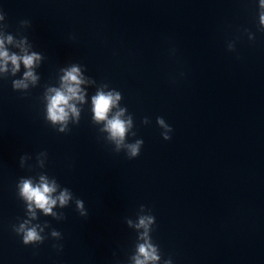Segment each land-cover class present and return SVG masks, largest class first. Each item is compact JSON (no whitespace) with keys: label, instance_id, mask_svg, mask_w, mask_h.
Listing matches in <instances>:
<instances>
[{"label":"clouds","instance_id":"1","mask_svg":"<svg viewBox=\"0 0 264 264\" xmlns=\"http://www.w3.org/2000/svg\"><path fill=\"white\" fill-rule=\"evenodd\" d=\"M260 7L264 9V0H260ZM5 16L0 13V20H4ZM27 21H22V24H27ZM260 24L264 25V12L260 13ZM264 30V28H260ZM249 39H254V36H250ZM12 37H8V41L11 42ZM3 40H0V60L4 63L0 65V71H7L6 65L10 61L13 65L12 72L15 74L19 70L20 62H22L28 71L24 73L23 80H16L13 82V88H27L25 80L31 79L35 81L36 77L33 75L31 68L35 61L40 59L39 54H24L22 56H17L15 54L9 55V53L3 50ZM229 50H233V47H230ZM79 69L77 67H72L64 75V89L65 91L54 90L55 95L49 98V119L53 122L64 121L68 112L65 110L69 109L73 114L76 113L75 107L69 103L73 99L83 100V97L78 95L79 84L81 81L78 79ZM121 98L119 92H109L105 94L104 92H98L92 98L93 110L95 113V118L97 121H106L107 130L110 132L111 137L117 140V143H120L126 131L132 126V117L130 116L127 121L122 120L120 117L125 111L121 109L115 116H112L109 119V112L113 107L117 105V101ZM149 121L147 118L144 119L143 123L147 124ZM156 123L160 128L166 129L162 132V136L165 140H169L171 137L168 135L172 131L171 127L165 123L164 118L157 117ZM64 129L62 128L61 131ZM143 143L142 140H137L135 144L129 145L131 156L135 157L139 153L140 145ZM56 191V185L53 183L50 185L45 181L44 177H41V183L39 185L33 186L30 180H24L21 184V194L25 197L27 201L30 202L29 210L31 211L32 204L35 207L42 209L46 214L51 212L52 206H54L57 201H59L61 206H65L70 197V193L67 190H64L60 193L55 199L52 198V193ZM77 206L79 208L83 207L82 201H77ZM154 217H141L138 227L148 228V225L153 222ZM147 221V222H146ZM19 232L23 233L22 242L24 245L40 244L44 241L42 237L36 230V228H26L24 224L20 225ZM53 236H58L59 233L55 230L52 232ZM144 236L147 237V232L144 233ZM138 257L135 260V264H156L160 260V255H158V248L153 246L150 240H146L144 244L139 245L138 247ZM164 264H172V261L165 260Z\"/></svg>","mask_w":264,"mask_h":264}]
</instances>
